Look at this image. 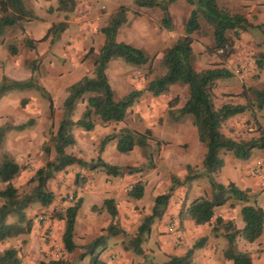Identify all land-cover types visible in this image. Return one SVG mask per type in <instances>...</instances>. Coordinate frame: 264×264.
<instances>
[{"label":"rangeland","instance_id":"rangeland-1","mask_svg":"<svg viewBox=\"0 0 264 264\" xmlns=\"http://www.w3.org/2000/svg\"><path fill=\"white\" fill-rule=\"evenodd\" d=\"M23 2L35 18L22 23L24 30L19 26L8 29L0 39V80L6 73L7 77L9 74L16 78H23L26 74L32 76L29 66L34 62V80L50 94L54 106V117L50 118L49 102L35 90L11 92L0 100V127L18 126L32 120V124L23 131L10 130L4 142V149L25 168L14 184L21 192H27L31 188L28 180L48 161L42 146L48 141L50 132H55L57 128L66 89L83 76L93 75L94 52H98L104 42L99 29L106 25L110 16L120 6L128 8L127 21L119 28L116 39L143 50L149 58V62L143 66H133L120 59L109 63L107 76L115 99L119 100L131 91L143 90L148 82L166 72L162 57L184 35V22L193 6L186 0L170 3L168 9L172 28L167 30L161 24V9L138 8L133 0H77L76 8L70 14L56 10L57 0ZM217 3L232 14L245 16L253 25L262 26L260 30L251 29L240 33L239 37L229 33L233 51L228 58L223 52L214 51L212 29L202 18H199L200 30L192 35V65L197 72L226 68L232 73L230 78L218 80L212 90L215 108L224 104L250 106L245 113L224 123L222 131L235 141H248L259 137L260 132L264 131V107L261 110L256 107L255 96L250 91L264 88V0H218ZM64 21L68 23V28L56 42L50 43L49 38L37 43L34 50L25 46L23 40L37 41L44 37L47 26ZM10 43L16 46L17 56L9 53L7 46ZM187 98L188 88L180 84L171 86L167 93L158 97L145 92L129 109L122 123L98 124L92 132L75 128L76 144L67 152L85 161L95 159L103 138L121 128L141 133L150 130L152 139L148 141L146 149L136 147L128 154H121L116 150L114 140L106 145L102 158L111 165L141 168L142 171L135 172L134 176L144 178V196L139 201H129L124 193L128 183L123 181V177L115 178L103 171L91 172L76 166L68 167L48 184L55 195L53 204L46 208L35 204L26 210L27 218L33 219V228L27 234L30 236V245L23 248L27 241L20 242V251L25 249L26 252L24 258L35 256V260H32L34 264L51 260L87 264L63 249V226L51 219L54 211L71 206L82 194L84 201L75 224V243L85 246L105 234L110 223H115L121 229H130L126 231L128 237L119 236L116 239L119 240L116 245L119 242L127 243L136 234L143 217L150 214L154 197L167 191L171 178L182 180L183 174H187L188 164L194 172L202 171L204 156L200 148L203 145L192 126V117L186 116L173 122L169 116V111L181 108ZM23 100H26L24 106L21 105ZM173 102L176 106L170 107L169 104ZM83 108L82 104L78 106L74 120L78 119ZM221 158L225 166L220 174L213 175L214 180L224 185L233 182L248 193L249 201L243 203L231 200L224 207L216 209L215 214L225 220H234L236 226L241 228V207L256 202L264 210V149L253 150L246 161L236 159L231 153H221ZM3 187L0 184V190ZM209 193V182L204 176L178 187L169 200L166 215L156 221L155 231L148 235L143 244L145 252L151 250L153 254L136 256L140 260L137 264L164 263L169 256L166 252L171 255L183 254L204 236L207 237L206 244L195 251L194 263L229 264L223 258L226 242L220 236L221 233L217 236L211 233L214 219L210 224L200 227H195L192 222L185 225V220L180 224L179 214L185 212L189 203L198 197H209ZM114 196L118 198L115 201L118 217L112 221L102 205L105 198ZM14 220L12 217L9 221ZM172 220L176 221L177 226L170 232ZM17 242V239H12L0 244V252L16 247ZM43 245L48 247L44 250L41 248ZM237 246L242 250L249 246L246 252L250 253L254 264H264V232L255 243L247 245L243 240H238ZM114 256L118 258L117 254Z\"/></svg>","mask_w":264,"mask_h":264},{"label":"trees","instance_id":"trees-1","mask_svg":"<svg viewBox=\"0 0 264 264\" xmlns=\"http://www.w3.org/2000/svg\"><path fill=\"white\" fill-rule=\"evenodd\" d=\"M77 0H57V11L66 14L72 13L76 8ZM176 0H133L138 8H159L163 16L162 26L171 30L172 22L168 6ZM193 9L184 22V35L176 40L168 48L163 57L162 64L166 72L147 83L143 90H134L119 100L115 99V93L109 83L107 70L113 60H122L133 66H143L149 62L148 56L143 50L135 48L127 43L118 42L119 28L127 21L128 8L120 6L108 19L105 26L99 29L104 38L102 47L94 52L93 75L83 76L66 89V96L62 102V114L55 132H50V137L42 146V151L48 157V161L37 169L28 184L31 186L27 192H21L15 186L14 181L25 169L14 157L4 149V142L10 130L23 131L32 124V120L24 124L10 127H0V184L4 187L0 190V244L31 233L33 219L27 218L26 210L32 205L38 204L42 208L51 206L55 200L54 193L48 184L55 176L70 166H76L82 170L91 172L103 171L107 176L119 178L125 175H133L141 172V168L121 167L105 162L101 153L105 146L116 140V150L121 154H128L136 147L146 149L148 141L152 139L151 131L144 133L121 128L103 138L100 142L98 156L95 159L85 161L67 150L76 144L74 129L79 128L85 132H92L98 124H119L125 120L129 109L138 101L143 93H150L154 97L168 92L174 85H185L188 88V98L181 108L169 111L173 122H178L186 116L192 117V124L198 135L199 142L204 145L206 151L202 161V171L194 172L189 165L186 166L187 174L180 180L171 178L170 186L163 194L154 197L150 214L143 217L137 228L136 234L123 242L124 249L130 250L135 255H142V244L151 232V227L156 221H160L167 212L169 200L178 187L186 186L200 177H207L210 187L209 197H198L192 200L185 212L179 214L182 220H189L196 226L210 224L213 236H220L225 240L226 247L222 251L223 258L229 264H254L250 253L240 251L238 240H244L249 244L255 243L264 232V210L256 202L253 205H245L240 208V217L243 225L238 228L234 220L223 219L216 216L215 211L224 207L229 201L248 203L249 197L245 190L239 189L233 182L227 185L217 183L213 175L224 167L221 153H231L236 159L249 160L253 150L264 149V131L259 137L248 141H235L222 132L224 123L241 115L250 109L249 104L231 105L224 104L215 108L212 90L218 80L228 79L232 73L226 68L207 69L197 72L193 65L194 39L192 35L200 30L199 18H202L212 29L213 49L223 52L226 58L232 54V44L229 42V33L239 37L240 33L251 29L260 30L262 26L253 25L241 14H232L218 5V0H186ZM35 18L34 13L24 5L23 0H0V39L8 29H23L22 23ZM68 28L66 21L54 23L46 31L41 39L23 40L26 47L35 49L37 43H42L50 38V43L60 39L61 34ZM12 56H17L18 51L11 43L7 46ZM92 52V50H90ZM36 66L31 63L29 69L33 74L25 80H14L5 75L0 80V100L11 92L27 90L38 91L49 102L50 118L54 117V106L50 94L45 88L34 80ZM255 96L256 107L261 110L264 107V88L262 90H250ZM170 103V107L176 104ZM26 100L21 102L25 105ZM84 105L77 120L74 116L78 106ZM172 109V108H171ZM159 144V143H158ZM53 157L51 158V156ZM145 183L138 181L127 192V197L132 201H139L144 196ZM82 200L79 198L74 204L64 210L54 211L51 219L62 224L63 231L61 242L63 249L68 254L76 255L75 258L83 261L89 258L88 264H106L99 260V255L106 249L107 241L112 237H128V234L115 223H110L105 234L94 238L85 246H78L74 242V226ZM102 208L107 211L112 221L117 220L118 209L113 199H105ZM15 220L10 222V218ZM207 238L198 239L190 249L183 254L169 255L167 261L161 264H195L193 256L196 250L204 247ZM126 250V251H127ZM0 264H21L20 249L10 247L0 252ZM40 264H73L62 260H51ZM145 264H157L146 262Z\"/></svg>","mask_w":264,"mask_h":264},{"label":"crops","instance_id":"crops-1","mask_svg":"<svg viewBox=\"0 0 264 264\" xmlns=\"http://www.w3.org/2000/svg\"><path fill=\"white\" fill-rule=\"evenodd\" d=\"M48 7H50V6H48ZM50 28V26H47L46 27V31L48 30ZM5 75H7V73L5 74ZM31 76V74H26L25 75V77H23V78H16V77H11V75L9 74V77L10 78H12V79H14V80H25V79H28L29 77ZM193 126V125H192ZM195 128V127H194ZM223 132V131H222ZM224 133V132H223ZM225 134V133H224ZM226 135V134H225ZM116 145V144H115ZM106 147V146H105ZM202 151H203V156H204V154H205V151H206V149H205V147H204V145H203V147L201 146V148H200ZM104 151V150H103ZM101 157L102 158H104V152H102L101 153ZM106 162V161H105ZM108 163V162H107ZM189 165V164H188ZM116 166V165H115ZM224 166H225V162H224ZM224 168V167H223ZM223 168L220 170L221 172H222V170H223ZM220 171H219V174H220ZM94 172V171H93ZM185 173L183 174V177H185ZM217 175H218V173H217ZM92 178V177H91ZM144 178H141L139 175H135L134 176V174L133 175H125V176H123V181L124 182H126V183H128V186H127V189L126 188H124L125 189V195L127 196V192L132 188V186L135 184V183H137L138 181H144L143 180ZM131 181V182H130ZM145 183V182H144ZM108 185H110V183L108 182L107 183ZM106 187V186H105ZM144 191H145V189H144ZM81 195V197H80V199L82 200V205H81V208H82V206H83V201H84V199H83V195L82 194H80ZM105 199H115L114 201H118V198L116 197V196H114V197H111V198H105ZM127 199H128V197H127ZM129 200V199H128ZM129 201H131V202H134V201H132V200H129ZM80 208V209H81ZM79 213H80V210H79V212H78V215H79ZM78 215H77V219H76V222H75V224L77 223V220H78ZM166 215V214H165ZM164 215V216H165ZM163 216V217H164ZM182 222H183V220H182ZM184 223H185V225H188V224H190L191 223V221H189V220H185L184 221ZM193 223V222H192ZM181 225H182V223H180ZM156 226H157V224H156V222L153 224V226L151 227V232L153 233L154 231H155V229H156ZM195 227H200V226H196V225H194ZM123 231H128V230H130V229H122ZM76 232V228H75V226H74V233ZM151 232H150V234H151ZM127 233V232H126ZM128 234V233H127ZM117 237H119V236H117ZM117 237H112V238H110L108 241H107V246H106V249L103 251V252H101L100 253V255H99V260L100 261H102V262H104V263H106V264H137L140 260L136 257V256H142V257H145V255L146 254H153V252L151 251V250H149V251H147V252H145V248L143 247V244H142V250H143V254L142 255H135L133 252H131L130 250H127V249H124V245H123V242L121 243V242H119V244L118 245H116V243H118L117 241H119V240H116L117 239ZM120 237L122 238V236L120 235ZM148 237V236H147ZM204 237H206V236H204ZM207 238V237H206ZM17 239V245H15L16 246V248H20V242L21 241H27V245H25L23 248H26V247H28L29 245H30V236H26V237H19V238H16ZM75 242V241H74ZM209 242V241H208ZM243 242L244 243H247L246 241H244L243 240ZM210 243V242H209ZM76 244V243H75ZM76 245H78V244H76ZM247 245H250L249 243H247ZM45 247H48L47 245H43L41 248H43L44 250H45ZM248 247L249 246H247V248H245L244 250H242V249H239L240 251H246L247 249H248ZM25 249H22L20 252H21V254H20V262H21V264H34L35 262H33L35 259L33 258V257H35V256H31L32 258H24V256H25V254H26V252L24 251ZM127 250V251H126ZM23 251V252H22ZM165 253V252H164ZM168 255H171V253L170 252H166ZM115 254H117L118 255V258L117 259H115V260H110V256L111 255H115ZM176 255V254H175ZM166 256V255H165ZM33 260V261H32ZM87 261V262H86ZM88 261H89V258L87 257V258H85L83 261H81V262H83V263H87L88 264ZM142 262H143V260H142Z\"/></svg>","mask_w":264,"mask_h":264},{"label":"built area","instance_id":"built-area-1","mask_svg":"<svg viewBox=\"0 0 264 264\" xmlns=\"http://www.w3.org/2000/svg\"><path fill=\"white\" fill-rule=\"evenodd\" d=\"M70 199H71V198H70ZM176 226H177L176 221H175V220H172L171 223L169 224V231H170V232H173ZM115 259H116V258H115L114 255H111V256H110V260H115Z\"/></svg>","mask_w":264,"mask_h":264}]
</instances>
